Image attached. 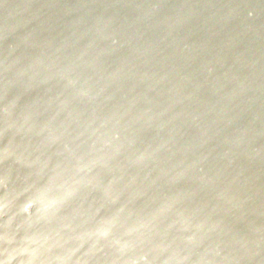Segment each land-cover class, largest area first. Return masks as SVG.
Here are the masks:
<instances>
[{
    "label": "clouds",
    "instance_id": "obj_1",
    "mask_svg": "<svg viewBox=\"0 0 264 264\" xmlns=\"http://www.w3.org/2000/svg\"><path fill=\"white\" fill-rule=\"evenodd\" d=\"M15 32L0 31V264H264L249 84L118 41L110 19L5 47Z\"/></svg>",
    "mask_w": 264,
    "mask_h": 264
},
{
    "label": "water",
    "instance_id": "obj_2",
    "mask_svg": "<svg viewBox=\"0 0 264 264\" xmlns=\"http://www.w3.org/2000/svg\"><path fill=\"white\" fill-rule=\"evenodd\" d=\"M112 20L118 41L156 44L164 56L189 58V70L212 67V77L250 85L242 120L264 122V0H0V31L16 28L13 42L33 28L66 34L69 25ZM47 34V33H44ZM129 45L117 55H126ZM228 88L233 83L227 84ZM264 145V136L255 146Z\"/></svg>",
    "mask_w": 264,
    "mask_h": 264
}]
</instances>
